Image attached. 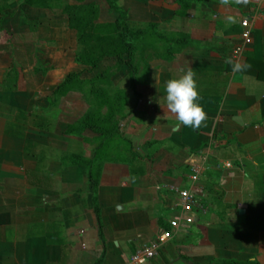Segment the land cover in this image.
<instances>
[{"label": "crops", "instance_id": "obj_1", "mask_svg": "<svg viewBox=\"0 0 264 264\" xmlns=\"http://www.w3.org/2000/svg\"><path fill=\"white\" fill-rule=\"evenodd\" d=\"M126 1L139 35L123 71L115 56L85 69L69 26L41 38L31 5L0 15V264H131L174 218L146 264H264V0ZM187 70L198 128L164 102Z\"/></svg>", "mask_w": 264, "mask_h": 264}, {"label": "rangeland", "instance_id": "obj_2", "mask_svg": "<svg viewBox=\"0 0 264 264\" xmlns=\"http://www.w3.org/2000/svg\"><path fill=\"white\" fill-rule=\"evenodd\" d=\"M116 1L121 8H123L122 5H126L127 2L126 0ZM18 4H20L19 12L23 14V0H0V15L2 16V14H4V16H6L5 14H7V16L10 18L9 20L2 22L1 24L11 21L10 10ZM30 5L31 8H29L28 6L25 7V13L27 15V18L24 20L25 25L43 26V32L40 35L41 38L46 39H49L51 37L50 35H48V31H46L44 26H68L69 14H72L73 12L81 13L85 9L96 12L97 18L94 20V26L92 27L94 31L90 32L93 38H85L84 40H79L76 36L77 43H75L74 45L77 46V54L84 48L92 49L96 53H102L104 49H110L111 45L118 41V37L116 36L119 31V28L117 27L118 23L116 22L118 15L109 7L105 0H32V3ZM28 18L40 21L36 22L28 20ZM120 19L122 29H129L131 31L128 15L126 18ZM128 58L129 54L126 52L125 60H128ZM107 60L115 61V59H111L110 57H108ZM126 68L128 69V65L123 63L121 66V71L125 70Z\"/></svg>", "mask_w": 264, "mask_h": 264}, {"label": "trees", "instance_id": "obj_3", "mask_svg": "<svg viewBox=\"0 0 264 264\" xmlns=\"http://www.w3.org/2000/svg\"><path fill=\"white\" fill-rule=\"evenodd\" d=\"M105 1L109 5V7L114 10L118 15L116 20V22L118 23L117 27L119 28L118 34L116 35L118 37V41L111 45L110 49H104L102 53H96L95 51L89 48H84L83 50L78 52V54L76 55V60L78 63L84 65L86 67L85 69L87 70L95 69L98 66L99 62L105 56H115L120 62H123L129 66L130 62L128 60H125V53L127 52L130 56L132 50L135 47L132 40H134L136 36L139 35V33H137L136 31L122 29V26L120 24V18H126L127 13L119 8L117 1ZM23 3L30 5L32 3V0H23ZM96 18V12H93L92 10L85 9L81 13L73 12L72 14L68 15V26L70 29L77 33V37L79 40H84L85 38H93L90 32L94 31L92 27L94 26L93 23ZM77 76L78 74L75 73L70 74L62 82L59 88L64 87L68 81L75 80Z\"/></svg>", "mask_w": 264, "mask_h": 264}, {"label": "clouds", "instance_id": "obj_4", "mask_svg": "<svg viewBox=\"0 0 264 264\" xmlns=\"http://www.w3.org/2000/svg\"><path fill=\"white\" fill-rule=\"evenodd\" d=\"M229 63H232L229 60ZM241 70L239 63L232 64V71ZM164 102L167 110L175 115L177 125L198 128L206 113L199 103V90L191 70L169 78L164 85Z\"/></svg>", "mask_w": 264, "mask_h": 264}, {"label": "built area", "instance_id": "obj_5", "mask_svg": "<svg viewBox=\"0 0 264 264\" xmlns=\"http://www.w3.org/2000/svg\"><path fill=\"white\" fill-rule=\"evenodd\" d=\"M242 26L245 28L244 35L247 37L250 35V22L244 20ZM242 47L237 46L233 51V58L237 59L241 54ZM197 174H194L192 178L197 179ZM178 193L181 207L184 211L190 212L193 210H204L205 206L203 201L199 199L190 189H179L170 187ZM169 228H163L157 235L156 239L147 243H144L130 259L131 264H146L150 260L154 259L158 255L160 246L173 237L174 230L179 227V220L177 218L169 220Z\"/></svg>", "mask_w": 264, "mask_h": 264}]
</instances>
